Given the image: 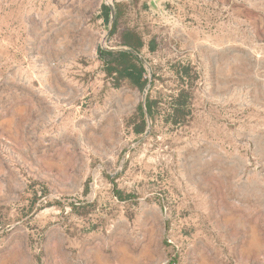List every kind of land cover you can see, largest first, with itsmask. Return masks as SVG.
Wrapping results in <instances>:
<instances>
[{"label":"rangeland","instance_id":"rangeland-1","mask_svg":"<svg viewBox=\"0 0 264 264\" xmlns=\"http://www.w3.org/2000/svg\"><path fill=\"white\" fill-rule=\"evenodd\" d=\"M118 4L128 152L103 0H0V264H264V0Z\"/></svg>","mask_w":264,"mask_h":264},{"label":"trees","instance_id":"trees-1","mask_svg":"<svg viewBox=\"0 0 264 264\" xmlns=\"http://www.w3.org/2000/svg\"><path fill=\"white\" fill-rule=\"evenodd\" d=\"M107 8V7H105ZM118 18L121 13V5L117 4ZM105 14H108V9ZM104 14V15H105ZM121 44L133 47L134 49L141 51V48L145 45V41L142 37L135 33L131 29H126L121 34ZM157 42L155 39L151 40L149 43V49L151 51L156 50ZM104 55L111 56V59L105 60V70L109 76L114 79L115 86L128 85L132 88L144 89L147 81L148 74L143 64L131 53H110L104 50H100V56ZM155 102L148 96L147 98V108L151 115L154 117ZM141 115H143L142 109H140ZM145 122L142 118V123L139 125L137 132H143L145 128ZM46 191V189H45ZM115 194L122 200H128L133 198L132 194H124L121 190L115 189Z\"/></svg>","mask_w":264,"mask_h":264},{"label":"water","instance_id":"water-1","mask_svg":"<svg viewBox=\"0 0 264 264\" xmlns=\"http://www.w3.org/2000/svg\"><path fill=\"white\" fill-rule=\"evenodd\" d=\"M122 0H103V4L108 9V26L106 27L101 41H100V47L101 50L116 54V53H131L133 54L144 66V68L147 71L148 74V81L143 89L142 94V109L144 111L145 117H146V129L143 137L139 139L135 144L128 147L127 152L130 151L135 145L142 142L150 133L152 129V117L148 111L147 108V98H148V92L152 85L153 81V69L149 63V61L143 56V54L134 49L133 47L127 46V45H119V46H109L108 40L110 36L115 32L116 26H117V19H118V10H117V4ZM165 0H150V4H153L157 7V9L160 10V4ZM125 158L122 161V165H124ZM122 169V168H121ZM117 171L116 173L111 174V177H115L120 171Z\"/></svg>","mask_w":264,"mask_h":264}]
</instances>
